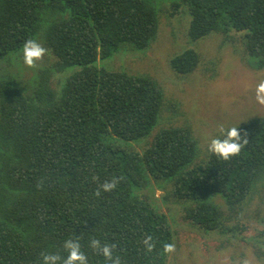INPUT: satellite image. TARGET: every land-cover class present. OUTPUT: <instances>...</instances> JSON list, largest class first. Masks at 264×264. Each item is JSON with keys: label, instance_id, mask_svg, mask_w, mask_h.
Instances as JSON below:
<instances>
[{"label": "trees", "instance_id": "1", "mask_svg": "<svg viewBox=\"0 0 264 264\" xmlns=\"http://www.w3.org/2000/svg\"><path fill=\"white\" fill-rule=\"evenodd\" d=\"M160 1L0 0V60L36 40L43 19L58 58L39 69L33 94L0 67V264H42L43 254L64 258L69 239H78L88 264H110L90 247L93 239L114 244L121 264H167L163 245L172 243L173 231L153 205L151 179L171 184L188 203V216L217 231L223 214L214 196L235 205L264 179V116L233 126L247 133L239 154L224 160L210 152L193 164L200 147L189 129H157L164 98L158 82L99 64L122 41L150 45ZM171 1L187 7L191 40L238 33L264 68V0ZM198 61L187 48L171 65L186 74ZM56 66L66 72L58 90ZM152 135L142 153L133 146ZM114 178L116 187L104 191ZM149 235L151 252L143 243Z\"/></svg>", "mask_w": 264, "mask_h": 264}, {"label": "rangeland", "instance_id": "2", "mask_svg": "<svg viewBox=\"0 0 264 264\" xmlns=\"http://www.w3.org/2000/svg\"><path fill=\"white\" fill-rule=\"evenodd\" d=\"M157 11L158 31L147 48L122 41L111 58L99 57V64L157 81L164 96L157 129H189L200 147L193 164H199L208 159V144L220 136L221 126L229 129L264 116V105L255 99V86L264 79V68L253 63L238 33L215 32L193 41L189 30L191 15L185 5L161 0ZM36 41L47 49L37 67L24 64L23 51L0 60L5 75L21 81L27 94H33L30 82H37L39 69L54 65L58 59L48 20L43 19ZM187 48L198 52L199 61L185 74L172 67L171 58ZM58 69L56 66L53 70L57 90L59 78L66 73ZM153 135L132 144L142 153ZM151 182L153 205L166 214L173 231L175 250L169 254L167 264H264V179L257 181L251 197L235 205L221 195L214 196L223 214V229L218 231L208 230L191 219L188 203L175 195L171 184L154 178Z\"/></svg>", "mask_w": 264, "mask_h": 264}, {"label": "clouds", "instance_id": "3", "mask_svg": "<svg viewBox=\"0 0 264 264\" xmlns=\"http://www.w3.org/2000/svg\"><path fill=\"white\" fill-rule=\"evenodd\" d=\"M23 62L30 68L37 67V62L41 61L47 49L43 47L34 39H28L23 44ZM255 99L256 101L264 105V79H261L255 86ZM220 136L212 138L208 144V151L215 154L218 157L228 160L231 156L240 153L244 144L248 143L247 133H244L242 137L240 130L237 127H231L225 129L223 126L219 128ZM222 137V138H221ZM118 183V179L114 178L112 181H105L102 185L104 191L113 190ZM100 195V191L96 193ZM143 243L145 244L147 251L151 252L155 247L152 236H147ZM90 247L101 254L110 264H121L120 258L113 257V245L101 246L100 241L93 239L90 242ZM64 249L68 255L62 258L59 254H43L42 264H88L87 255L81 251V244L77 240L69 239L64 243ZM175 250V245L172 243H165L163 245L164 253H172Z\"/></svg>", "mask_w": 264, "mask_h": 264}]
</instances>
